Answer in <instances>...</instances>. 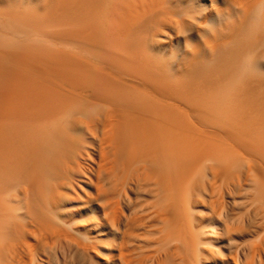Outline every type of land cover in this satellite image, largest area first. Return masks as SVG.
I'll use <instances>...</instances> for the list:
<instances>
[{"label":"bare ground","instance_id":"1","mask_svg":"<svg viewBox=\"0 0 264 264\" xmlns=\"http://www.w3.org/2000/svg\"><path fill=\"white\" fill-rule=\"evenodd\" d=\"M0 264H264V0H0Z\"/></svg>","mask_w":264,"mask_h":264}]
</instances>
